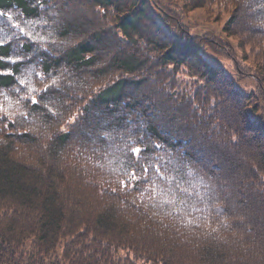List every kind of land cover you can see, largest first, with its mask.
<instances>
[{
	"label": "trees",
	"instance_id": "trees-1",
	"mask_svg": "<svg viewBox=\"0 0 264 264\" xmlns=\"http://www.w3.org/2000/svg\"><path fill=\"white\" fill-rule=\"evenodd\" d=\"M149 6L0 0L44 24L0 19V264H264V107L201 53L264 102V0H190L224 37Z\"/></svg>",
	"mask_w": 264,
	"mask_h": 264
},
{
	"label": "rangeland",
	"instance_id": "rangeland-1",
	"mask_svg": "<svg viewBox=\"0 0 264 264\" xmlns=\"http://www.w3.org/2000/svg\"><path fill=\"white\" fill-rule=\"evenodd\" d=\"M189 1L190 0H149V7L160 23L163 22L165 17L169 18L176 16L179 19V24L188 29L195 37H202L208 33L220 34V37H224L222 29L227 21L228 14L218 13L215 8H211V12H209L207 9L208 7L190 9L187 7ZM176 17L174 18L176 19ZM1 18L16 21L19 25V29L44 28L42 21H23L25 22L23 23L16 13L4 12L0 14V19ZM165 28H167V26H165ZM229 43L232 45L233 40H229ZM201 53L212 65L222 68L240 91L248 95H255L259 107H264L255 73H253L254 71L250 68L252 57L249 55L248 49L246 50L247 56H249L248 60H244L242 54L237 49H233L231 57L224 56L223 54L216 55L210 48L202 49ZM27 246L25 250L29 252L30 249L29 247L27 248ZM25 250L23 251L22 264H29V257L25 255Z\"/></svg>",
	"mask_w": 264,
	"mask_h": 264
},
{
	"label": "snow or ice",
	"instance_id": "snow-or-ice-1",
	"mask_svg": "<svg viewBox=\"0 0 264 264\" xmlns=\"http://www.w3.org/2000/svg\"><path fill=\"white\" fill-rule=\"evenodd\" d=\"M32 102H33V103H36L35 100H33ZM156 147L159 148V147H161V146H160V145H157ZM141 151H142V150H141L140 148H136V149H134V153L137 154L138 159H139V154L141 153ZM144 171L147 172L148 169L146 168V169H144ZM159 174H160V173H159V170H157V175H159ZM190 174H191V173H189V175H190ZM132 175H133V179H135V175H136V174L133 173ZM161 179H165V177L161 176ZM177 187H178V188H181L180 185H177ZM181 191H183V192L186 193V192H187V189H183V188H181Z\"/></svg>",
	"mask_w": 264,
	"mask_h": 264
}]
</instances>
